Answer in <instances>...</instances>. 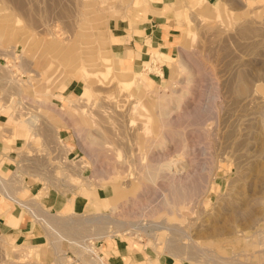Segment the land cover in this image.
I'll list each match as a JSON object with an SVG mask.
<instances>
[{
  "label": "rangeland",
  "instance_id": "374dc122",
  "mask_svg": "<svg viewBox=\"0 0 264 264\" xmlns=\"http://www.w3.org/2000/svg\"><path fill=\"white\" fill-rule=\"evenodd\" d=\"M172 1V57L126 86L112 36L150 0H0V139L22 142L0 182L36 227L0 231V264L88 263L114 236L264 264V0Z\"/></svg>",
  "mask_w": 264,
  "mask_h": 264
},
{
  "label": "crops",
  "instance_id": "0c3cea01",
  "mask_svg": "<svg viewBox=\"0 0 264 264\" xmlns=\"http://www.w3.org/2000/svg\"><path fill=\"white\" fill-rule=\"evenodd\" d=\"M184 1L188 4L192 0ZM172 2V0H150L148 12L136 28L133 27L131 31L124 28L117 37L112 36L113 51L120 55L121 66L125 70H135L140 62L143 65L150 61L153 56L159 59L165 56L166 61L172 57L171 55L177 47L175 44L177 29L174 26L172 16L174 10L170 7ZM141 3L140 1L135 3L136 8H139L138 12L141 10ZM145 56L148 57L144 60ZM166 67L167 64L163 63L161 70L164 71ZM20 145L22 142L19 138L12 143H6L5 140L0 139V157L3 160L2 167L6 171L13 170L14 166H17L16 158ZM15 195L11 191L7 197L0 190V231L14 240H26L30 234L35 232L34 216L30 214L31 218L28 215V212H31L30 207L15 198ZM78 198V196L69 198V203L74 208L77 207ZM56 203L61 207L60 202L59 204ZM21 209L26 211L23 213ZM114 237H111L109 241L104 240L98 246V256H89L91 262L87 263L79 259L78 262L72 264H188L182 259L179 260L176 257L166 255L165 252L162 253L157 245L153 244L156 243L154 240L135 239L136 241H131V237ZM94 258L97 259L96 262L92 261Z\"/></svg>",
  "mask_w": 264,
  "mask_h": 264
},
{
  "label": "bare ground",
  "instance_id": "6f19581e",
  "mask_svg": "<svg viewBox=\"0 0 264 264\" xmlns=\"http://www.w3.org/2000/svg\"><path fill=\"white\" fill-rule=\"evenodd\" d=\"M207 1V0H206ZM107 39H105V40H103L102 42H104V44L105 43H108L107 41H106ZM104 45H101L100 46V50H102V47H103ZM112 54L113 55H111V56H109V57H107L106 58V60H112V58L114 57V58H117L118 56H117V54H115L114 52H112ZM101 59H103V58H101ZM103 62H104V60H103ZM109 62L110 61H108V62H106V63H108V64H106L105 65V69H106V71H108L109 72V70L111 69V65L109 64ZM122 64V63H121ZM124 64V63H123ZM123 67V66H122ZM90 69V68H89ZM105 71V70H104ZM104 71H102V72H104ZM120 71V70H119ZM92 72V71H91ZM90 73V72H89ZM122 73L124 74V76H122V77H120L119 79H118V81L119 82H121V83H123V84H125L126 86L127 85H134L135 83H136V81H138L137 79H140L141 80V73L139 72V71H137V70H123L122 71ZM41 74V73H40ZM96 74H98V73H96ZM91 75V74H90ZM92 76V75H91ZM100 76H102V75H100ZM96 77V76H95ZM98 78V77H97ZM115 78V77H114ZM99 79V78H98ZM143 79V78H142ZM142 81V80H141ZM189 112V111H188ZM179 116V115H178ZM175 174V173H174ZM1 178V177H0ZM116 185V184H115ZM177 189V188H176ZM175 189V190H176ZM174 190V191H175ZM101 193H103V192H101ZM195 193V192H194ZM182 194V193H181ZM186 194H188V192H186ZM193 194V193H192ZM163 195V194H162ZM169 195V194H168ZM167 195V196H168ZM172 195H173V193H172ZM104 196V195H103ZM103 196H97V198H96V203L97 204H102V205H104V207L106 206L105 204H107V203H109V201H107V198L108 197H103ZM177 196V195H176ZM180 196V195H179ZM163 197V196H162ZM183 197H185V196H183ZM172 198V197H171ZM175 198V197H174ZM162 200L164 199V198H161ZM175 200V199H174ZM174 200L172 199L171 201H173L174 202ZM182 200V199H181ZM161 201V200H160ZM176 201L177 200H175V204H176ZM162 202V201H161ZM163 202H165V203H163L164 205L165 204H168V200L165 198V200L163 201ZM172 202V203H173ZM171 203V204H172ZM162 204V205H163ZM92 248V247H91Z\"/></svg>",
  "mask_w": 264,
  "mask_h": 264
},
{
  "label": "built area",
  "instance_id": "2783aa9c",
  "mask_svg": "<svg viewBox=\"0 0 264 264\" xmlns=\"http://www.w3.org/2000/svg\"><path fill=\"white\" fill-rule=\"evenodd\" d=\"M0 187H2L0 190H1V193L3 194H5L7 197L9 196V194L6 192V190L4 189V186H3V184L0 182ZM25 207V206H24ZM27 210H28V208H26ZM29 211V210H28ZM30 214L32 215V216H34L31 212H30ZM92 255H94L95 256V254H93L92 253Z\"/></svg>",
  "mask_w": 264,
  "mask_h": 264
}]
</instances>
